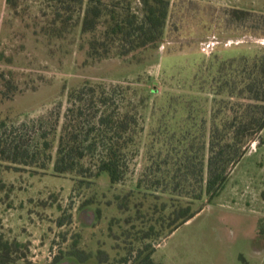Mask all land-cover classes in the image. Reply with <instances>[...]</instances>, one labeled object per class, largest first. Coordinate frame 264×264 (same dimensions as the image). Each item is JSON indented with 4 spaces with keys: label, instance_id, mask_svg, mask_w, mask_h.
<instances>
[{
    "label": "rangeland",
    "instance_id": "374dc122",
    "mask_svg": "<svg viewBox=\"0 0 264 264\" xmlns=\"http://www.w3.org/2000/svg\"><path fill=\"white\" fill-rule=\"evenodd\" d=\"M169 2L162 41L125 58L93 61L81 45L79 26L62 37L45 33L52 9L42 0H0V72L16 87L9 98L0 92L7 132L33 142L38 123L49 126L56 113L59 127L68 90L84 81L129 84L139 102L134 156L115 186L56 175L51 166L3 163L0 230L29 244V264H97L99 247L113 254L108 225L118 216L111 202L115 194L137 182L144 189L172 191L175 186L166 183L187 162L192 186L182 190L197 187L201 161L206 177L215 127V151L232 150L234 142L221 138L239 125L241 104L255 92L245 88L254 85L264 57V0ZM233 10L247 14L236 18ZM4 84L1 91L7 90ZM243 147L219 194L204 196L196 203L202 209L155 244V261L264 264V128Z\"/></svg>",
    "mask_w": 264,
    "mask_h": 264
},
{
    "label": "trees",
    "instance_id": "16d2710c",
    "mask_svg": "<svg viewBox=\"0 0 264 264\" xmlns=\"http://www.w3.org/2000/svg\"><path fill=\"white\" fill-rule=\"evenodd\" d=\"M42 1L52 9L45 33L62 37L79 26L81 45L86 46V56L93 61L112 56L125 58L162 41L170 6L169 0ZM232 13L240 18L247 11ZM256 67L254 87L245 88L255 92L241 104L243 109L236 118L239 125L234 130L227 129L221 138L234 142L232 150L215 151L220 140L215 127L209 136L206 177L201 161L193 182L197 187L185 193L182 190L183 186H192L188 183L187 162L179 163L180 172L166 183L175 186L172 191L144 189L137 182L133 189L115 194L111 202L116 204L118 216L112 217L108 225L113 254L99 247L97 264H161L153 259L155 244L202 209L196 203L204 196L211 200L219 194L231 167L245 153L244 142L264 128V57ZM2 81L7 90L0 92L9 98L16 87L0 72V86ZM135 97L129 84L84 81L68 90L61 125L58 127L59 113L49 126L39 122L33 142L17 131L7 132V122L0 120V168L3 163L5 167L40 170L51 166L56 175L101 179L108 187L121 183L134 156L140 127L139 102ZM28 253L27 242L10 238L0 230V264H29ZM61 258L63 255L55 262Z\"/></svg>",
    "mask_w": 264,
    "mask_h": 264
}]
</instances>
